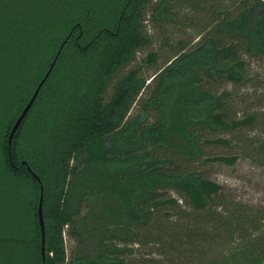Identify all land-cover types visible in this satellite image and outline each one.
<instances>
[{
    "label": "trees",
    "instance_id": "16d2710c",
    "mask_svg": "<svg viewBox=\"0 0 264 264\" xmlns=\"http://www.w3.org/2000/svg\"><path fill=\"white\" fill-rule=\"evenodd\" d=\"M194 12L193 45L169 46L147 79L130 67L152 45L147 15L164 29L193 24ZM257 56L264 0H0V264H128L134 247L168 236L183 258L196 240L216 246L201 264H264V212L221 211L222 188L194 167L233 162L209 158V145L227 141L208 135L252 118H235L217 87L241 84L246 59ZM156 57L148 51L143 62ZM179 201L197 226L176 236L165 212Z\"/></svg>",
    "mask_w": 264,
    "mask_h": 264
},
{
    "label": "rangeland",
    "instance_id": "374dc122",
    "mask_svg": "<svg viewBox=\"0 0 264 264\" xmlns=\"http://www.w3.org/2000/svg\"><path fill=\"white\" fill-rule=\"evenodd\" d=\"M189 16L194 21L197 13H190ZM148 18L147 15L146 32L151 38L152 45L141 51L135 62L130 65V67L141 65V74L146 79L171 56L172 50L169 46H174L177 41H183L190 46L198 39L195 21L193 24L189 22L183 24L180 21L179 25L166 26L163 29L148 22ZM165 41L169 44L166 47L163 46ZM148 51L157 53L155 63L151 66L143 62ZM147 83L148 80L145 84ZM149 89V87L146 88L140 95V99L131 106L129 116L138 113L140 102L147 96ZM217 89L219 92H228L229 105L235 118L243 119L248 116L252 120L250 124L235 130L208 135L210 139L223 138L227 141L225 145H209L206 149L209 158L230 157L233 158L231 164L203 161L194 167L222 188L224 208L221 211L226 212L239 205L241 208L239 211L243 213L249 210L264 212V58L257 56L246 59L245 80L236 86L223 83ZM173 197L177 198L175 194ZM179 205V209L165 212L166 218L175 229L176 236L180 231H192L197 226L194 214L185 207L184 203L179 201ZM170 243L173 242L168 236L162 245L152 243L134 247V254L128 260V264H185V262L201 264L204 256L209 258L212 252L216 251V246H207L199 239L194 242L195 247L190 255L183 258L185 256H178L175 251L166 246ZM73 246L74 243L65 238L68 254Z\"/></svg>",
    "mask_w": 264,
    "mask_h": 264
},
{
    "label": "water",
    "instance_id": "95a60500",
    "mask_svg": "<svg viewBox=\"0 0 264 264\" xmlns=\"http://www.w3.org/2000/svg\"><path fill=\"white\" fill-rule=\"evenodd\" d=\"M54 63V62H53ZM53 63L51 64L48 72L46 73V75L44 76V78L41 80V82L38 84L37 88L35 89L34 93L32 94L30 100L27 102V104L25 105V107L23 108V110L21 111L20 115L18 116V118L16 119L10 134H9V138H8V144L11 143L12 138L14 136V134L16 133L19 125L21 124L22 120L24 119L25 115L27 114V112L29 111V109L31 108L34 100L37 97V94L39 92V89L41 88L42 84L44 83V81L46 80V78L48 77L50 70L53 66ZM34 178L40 182L39 178L34 175ZM42 187H40V198H39V203H38V209H37V216H38V224H39V229H40V235H41V256H42V260H44L45 258V254H44V245H45V229H44V222H43V215H42Z\"/></svg>",
    "mask_w": 264,
    "mask_h": 264
}]
</instances>
